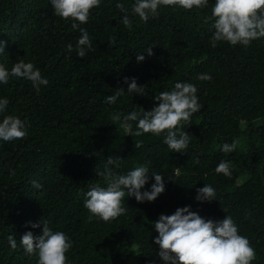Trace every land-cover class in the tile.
Returning <instances> with one entry per match:
<instances>
[{
    "label": "trees",
    "instance_id": "trees-1",
    "mask_svg": "<svg viewBox=\"0 0 264 264\" xmlns=\"http://www.w3.org/2000/svg\"><path fill=\"white\" fill-rule=\"evenodd\" d=\"M134 3L101 0L91 10L80 27L92 48L80 58L81 32L54 14L50 0H0L5 42L0 65L10 71L24 60L49 81L39 91L24 78L0 83V99L9 101L0 122L15 116L27 131L22 140H0V264H37L38 255L26 254L19 241L28 231L42 235L43 223L69 237L67 264H165L154 242V222L185 206L215 222L230 216L256 252L251 264H264V38L248 46L221 41L213 48L214 20L208 18L215 0L191 11L161 6L146 23L132 13ZM125 14L131 29L120 22ZM149 47L152 56L143 52ZM141 52L145 59L138 62ZM200 74L211 80H198ZM125 77L144 86V95L127 93ZM177 82L195 85L201 105L183 125L190 135L185 152H172L163 133L135 136L136 121L126 132L112 119L116 113L123 118L151 110L158 103L154 96ZM118 87L125 93L106 103ZM233 141L236 149L224 153L222 146ZM109 157L121 159L119 167L107 165L118 175L148 167L141 192L155 183L152 173L164 178L165 191L142 203L126 192V212L106 223L90 218L84 194L92 186H107L97 172L104 171ZM221 161L229 163L230 176L215 172ZM205 184L216 190V200H195ZM9 235L17 240L15 249Z\"/></svg>",
    "mask_w": 264,
    "mask_h": 264
},
{
    "label": "clouds",
    "instance_id": "clouds-1",
    "mask_svg": "<svg viewBox=\"0 0 264 264\" xmlns=\"http://www.w3.org/2000/svg\"><path fill=\"white\" fill-rule=\"evenodd\" d=\"M100 2L101 0H50L54 14L65 21L71 20L72 29L81 32L76 46L80 58L86 56L85 48H92L87 30L80 25L88 22L91 10L98 7ZM207 4L208 0H135L132 13L146 23L150 17L154 18L159 14L158 9L161 6L191 11L194 8L203 9ZM116 7L127 12L122 3H117ZM208 19L214 20L215 31L211 38L213 48L221 41L233 46H248L253 40L264 38V0H215ZM120 22L131 29L132 21L127 14ZM4 45L5 42L0 40V54L4 53ZM66 48L69 53L73 51L71 44L66 45ZM143 52L148 56L153 55L152 47ZM143 52L137 55L138 62L145 59ZM10 78H24L37 91L40 86L49 83L32 63H25L24 60L15 63L10 71L0 65V83L7 84ZM197 79L208 81L211 76L200 74ZM124 83L128 85L127 93L144 95V86H139L135 78L125 77ZM124 93V89L118 87L115 94L107 97L106 103H115ZM196 93L195 85L177 82L171 91H162L154 96V101L158 103L151 110L145 111L141 108L140 112L133 111L123 118L120 113H116L112 119L119 122L126 132H130L132 128L129 122L136 121L135 136L146 133L159 136L163 133L164 144L172 152L183 153L190 142V135L182 130L183 125L201 109ZM8 103L7 98L0 99V113L5 111ZM26 135L25 124L20 118L8 115L0 122V140H22ZM139 147L140 143L135 142V148ZM236 147V141L225 143L222 151L231 153ZM120 160L118 157H109L104 171L97 172L98 176L104 177L106 187L95 185L84 194V207L90 212V218L96 217L107 223L124 214L126 209L122 207V200L126 192L128 197H135L137 202L142 203L155 201L165 191L164 178L158 173H152L155 183L150 190L141 192L149 180V169L146 165L137 166L123 175L115 174L107 167L113 164L119 167ZM215 172L230 176L229 163L221 161ZM32 184L37 189L42 187L36 181ZM196 191L195 200L198 202L216 200V190L208 184ZM39 226L37 223L31 224L32 228ZM154 229L158 233L154 240L159 246L158 255L165 264H251L256 258V252L249 240L238 234V227L227 215L223 220L215 222L191 211L190 206H185L177 208L174 214H161L154 222ZM8 242L11 248L17 247V240L13 235L8 236ZM19 242L26 254L38 255L37 264H67L66 253L72 246L69 237L61 231H53L47 223H43L42 235L34 236L28 231Z\"/></svg>",
    "mask_w": 264,
    "mask_h": 264
}]
</instances>
